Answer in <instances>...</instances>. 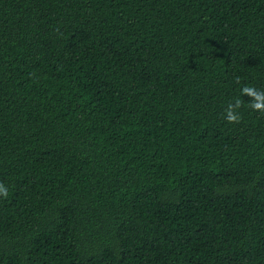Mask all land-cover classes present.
I'll use <instances>...</instances> for the list:
<instances>
[{
  "label": "trees",
  "instance_id": "obj_1",
  "mask_svg": "<svg viewBox=\"0 0 264 264\" xmlns=\"http://www.w3.org/2000/svg\"><path fill=\"white\" fill-rule=\"evenodd\" d=\"M245 85L264 0H0V264H264Z\"/></svg>",
  "mask_w": 264,
  "mask_h": 264
},
{
  "label": "clouds",
  "instance_id": "obj_2",
  "mask_svg": "<svg viewBox=\"0 0 264 264\" xmlns=\"http://www.w3.org/2000/svg\"><path fill=\"white\" fill-rule=\"evenodd\" d=\"M236 83L239 84L240 80L237 78ZM241 95H247L248 97L252 98V102L249 103V107L257 112L264 114V92L257 90L253 86L245 85L241 89ZM242 106L241 99L237 98L234 103H229L227 108L225 109V119L228 123H240L241 122V115L239 113V109ZM0 196L7 197L8 196V189L3 184L0 183Z\"/></svg>",
  "mask_w": 264,
  "mask_h": 264
}]
</instances>
